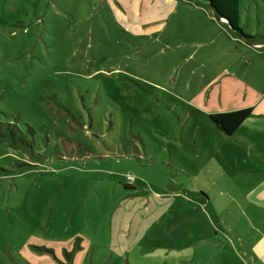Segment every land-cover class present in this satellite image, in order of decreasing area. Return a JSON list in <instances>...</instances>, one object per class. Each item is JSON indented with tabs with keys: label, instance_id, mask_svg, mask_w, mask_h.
Listing matches in <instances>:
<instances>
[{
	"label": "rangeland",
	"instance_id": "rangeland-1",
	"mask_svg": "<svg viewBox=\"0 0 264 264\" xmlns=\"http://www.w3.org/2000/svg\"><path fill=\"white\" fill-rule=\"evenodd\" d=\"M210 6L0 0V264H103L91 252L117 251L122 212L164 236L153 211L190 198L184 167L226 137L206 111L248 106L264 83L225 73L255 47L244 30L264 34V0H239L241 35Z\"/></svg>",
	"mask_w": 264,
	"mask_h": 264
},
{
	"label": "crops",
	"instance_id": "crops-1",
	"mask_svg": "<svg viewBox=\"0 0 264 264\" xmlns=\"http://www.w3.org/2000/svg\"><path fill=\"white\" fill-rule=\"evenodd\" d=\"M244 31L255 47H237L232 62L225 65V73L233 79H247L252 68L264 70V34ZM251 88L252 97L245 107H253V112L234 134H226L210 119L220 136L227 138H221L217 146L201 141L204 149H215L217 156L202 157V165H188L191 170L184 167L189 174L182 185L190 198L184 197L177 205L174 198L166 197L160 200L159 210L153 211L158 213L156 218L164 219L160 226L164 236L146 235L151 229L148 223L124 221L122 212V224L116 225L111 243L117 251L97 254L92 250V256L103 264L121 258L129 264H264V83ZM128 192L136 194V189ZM126 208L134 218L149 207L144 200ZM134 230L137 235H132ZM124 232L132 236H116Z\"/></svg>",
	"mask_w": 264,
	"mask_h": 264
},
{
	"label": "trees",
	"instance_id": "trees-1",
	"mask_svg": "<svg viewBox=\"0 0 264 264\" xmlns=\"http://www.w3.org/2000/svg\"><path fill=\"white\" fill-rule=\"evenodd\" d=\"M217 13L224 16L239 32H244L239 23V0H210ZM249 37V34H244ZM253 112V107L211 113L210 119L217 127L228 135L235 133L243 121ZM13 133V127L9 128Z\"/></svg>",
	"mask_w": 264,
	"mask_h": 264
},
{
	"label": "water",
	"instance_id": "water-1",
	"mask_svg": "<svg viewBox=\"0 0 264 264\" xmlns=\"http://www.w3.org/2000/svg\"><path fill=\"white\" fill-rule=\"evenodd\" d=\"M210 9H211V11L214 13V14H216L217 15V18L218 19H220L221 21H227L228 22V24H229V26L231 27V28H233L234 29V31H236L237 32V30L232 26V24L225 18V17H223V16H220V15H218L217 14V12H216V10H215V8H214V5L211 3V6H210ZM239 34L241 35V32H239Z\"/></svg>",
	"mask_w": 264,
	"mask_h": 264
}]
</instances>
